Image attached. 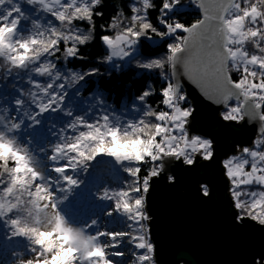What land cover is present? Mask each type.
I'll return each instance as SVG.
<instances>
[{
    "label": "snow or ice",
    "instance_id": "obj_1",
    "mask_svg": "<svg viewBox=\"0 0 264 264\" xmlns=\"http://www.w3.org/2000/svg\"><path fill=\"white\" fill-rule=\"evenodd\" d=\"M187 3L200 13L190 25L175 18L184 0H160L158 6L132 0L127 16L121 10L102 26L112 34L100 37L107 55L99 63L121 70L126 61L155 71L163 82L158 93L151 84L143 90L136 117L128 119L116 114L98 83L90 97L81 96L99 69L67 67L85 58L80 48L94 39L93 17L103 16L95 11L102 0H0V89L9 84L13 90L0 94V221L12 237L25 238V248L11 253L17 264H155L146 211L153 179L173 171V162L190 169L197 157L214 156L213 141L190 131L195 109L182 76L223 108L222 121L256 125L250 146L222 166L233 224L264 226V0ZM151 10L159 12L156 24ZM145 44H166V53L145 56ZM154 94L161 97L160 110L146 103ZM45 115L50 138L38 143L32 135L21 137L22 129H34ZM58 115L64 119L57 128L51 118ZM143 165L150 167L141 176ZM85 173L95 178V198L108 206L80 222L60 205ZM166 179L175 186L178 178ZM200 193L208 197L207 186ZM86 206L84 198L77 201L78 208ZM102 218L117 221V230L101 229Z\"/></svg>",
    "mask_w": 264,
    "mask_h": 264
},
{
    "label": "water",
    "instance_id": "obj_2",
    "mask_svg": "<svg viewBox=\"0 0 264 264\" xmlns=\"http://www.w3.org/2000/svg\"><path fill=\"white\" fill-rule=\"evenodd\" d=\"M179 79L195 109L190 131L213 141L214 156L197 157L190 169L173 162V171L153 179L146 211L155 264H263L264 226L251 220L240 228L233 224L235 209L228 207L230 184L222 166L224 159L250 146L256 125L222 121L223 108L205 99L186 77ZM169 175L178 178L175 186L166 179ZM202 184L208 197L200 193Z\"/></svg>",
    "mask_w": 264,
    "mask_h": 264
},
{
    "label": "trees",
    "instance_id": "obj_3",
    "mask_svg": "<svg viewBox=\"0 0 264 264\" xmlns=\"http://www.w3.org/2000/svg\"><path fill=\"white\" fill-rule=\"evenodd\" d=\"M132 0H102V4L98 6L95 11L102 12L103 16H94L95 32L94 39L87 45L80 48V54L84 59H74L68 62L67 67L75 69L77 72L87 71L91 68H97L100 70L101 75L92 76L89 78L87 87L81 93V96L87 98L90 97L97 85L103 88L105 93V99L108 104L116 110V114L122 115L128 119L136 117L134 112V106L140 104L137 97L143 92V90L149 85H152L153 91L158 93L162 87V80L155 71L148 72L139 69L134 66H124L121 70H114L111 65L106 63H99V61L107 55L104 45L101 43L100 37L104 34H112L105 32L103 25H107L111 22L113 16H117V13L122 10L123 15L127 16L130 12L128 5ZM157 6L160 0H155ZM159 15L158 10H151L149 18L154 24L157 23L156 17ZM200 17L199 12L191 5L187 4L185 7H181L175 13V18H178L180 22L190 25L196 19ZM119 19V17H118ZM82 30H87L88 25L86 23L79 24ZM119 30V29H117ZM171 42V41H168ZM63 49V45H61ZM251 51V45H249ZM145 56H163L166 53V44L160 47H149L145 44L142 48ZM135 62L133 61V65ZM3 74V70L0 69V75ZM237 74H234L236 78ZM21 86L24 87L21 81ZM13 90L9 84H5L3 89H0V94H11ZM161 97L158 94H154L146 101L148 105H151L154 109L160 110L158 107ZM189 102V101H188ZM191 106V103L189 102ZM79 112V109H77ZM50 117L45 115L42 117L40 125L35 126L34 129H29L27 132L21 130L20 135L23 138H27V135H32L36 138L38 143H42L44 139L50 138ZM53 122L56 123L57 128L63 121L62 116H56ZM47 123V124H46ZM55 131V129H51ZM108 163L106 166L113 167L112 158H106ZM150 165H143L141 176H143ZM117 175L121 178H125V174L122 171L117 170ZM80 179L83 183L75 189L68 197V200L60 205L61 211L65 213L69 219L75 218L80 222L86 221L92 214L99 215V213L108 206L107 202L97 200L95 193L98 190L95 184V178L88 174H81ZM205 186L202 184L201 187ZM105 187L116 188V184H106ZM230 189V188H229ZM84 198L87 201V206L78 208L77 201ZM119 226L117 221H110L109 223L101 219L99 227L103 229L107 227L108 230H117ZM106 239V238H105ZM25 248V239H18L11 236V230L9 227H5L3 221H0V262L4 259L10 261L11 264H17L16 259L11 255L12 251H22ZM27 259L28 257H23ZM118 259V258H117Z\"/></svg>",
    "mask_w": 264,
    "mask_h": 264
},
{
    "label": "rangeland",
    "instance_id": "obj_4",
    "mask_svg": "<svg viewBox=\"0 0 264 264\" xmlns=\"http://www.w3.org/2000/svg\"><path fill=\"white\" fill-rule=\"evenodd\" d=\"M22 6H23L25 9H28V8L30 7V6L27 5V4H22ZM134 62H135V61H134ZM116 63H121V62H120V61H116ZM123 64H124V66H127V65H128V63H127L126 61H124ZM24 87L27 88V85L24 84ZM46 124H47V123H46ZM239 150H240V149H238L237 151L239 152ZM231 156H233V155H230L229 157H231ZM229 157H227V158H229ZM227 158H226V159H227ZM224 160H225V159H224ZM224 160H223V161H224ZM22 239H25V238H22ZM22 239H21V240H22ZM0 264H11V263H10V261L4 259V260H2V261L0 262Z\"/></svg>",
    "mask_w": 264,
    "mask_h": 264
},
{
    "label": "flooded vegetation",
    "instance_id": "obj_5",
    "mask_svg": "<svg viewBox=\"0 0 264 264\" xmlns=\"http://www.w3.org/2000/svg\"><path fill=\"white\" fill-rule=\"evenodd\" d=\"M263 264H264V261H263Z\"/></svg>",
    "mask_w": 264,
    "mask_h": 264
}]
</instances>
